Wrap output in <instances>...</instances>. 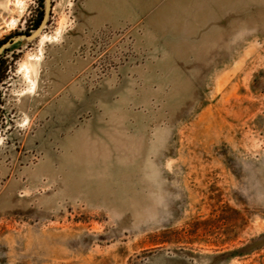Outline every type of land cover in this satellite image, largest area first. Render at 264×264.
I'll return each mask as SVG.
<instances>
[{
    "label": "rangeland",
    "instance_id": "1",
    "mask_svg": "<svg viewBox=\"0 0 264 264\" xmlns=\"http://www.w3.org/2000/svg\"><path fill=\"white\" fill-rule=\"evenodd\" d=\"M20 1L0 264H264V0Z\"/></svg>",
    "mask_w": 264,
    "mask_h": 264
},
{
    "label": "water",
    "instance_id": "2",
    "mask_svg": "<svg viewBox=\"0 0 264 264\" xmlns=\"http://www.w3.org/2000/svg\"><path fill=\"white\" fill-rule=\"evenodd\" d=\"M51 11H52V0H45V13H44L43 20L40 26L31 35H28L25 37L26 41L34 42L42 35V33L44 32L45 28L48 25ZM15 42L16 40L7 42L5 45H3L0 48V56L8 47L12 46Z\"/></svg>",
    "mask_w": 264,
    "mask_h": 264
},
{
    "label": "trees",
    "instance_id": "3",
    "mask_svg": "<svg viewBox=\"0 0 264 264\" xmlns=\"http://www.w3.org/2000/svg\"><path fill=\"white\" fill-rule=\"evenodd\" d=\"M43 17H44V16H42V17L40 18V20L38 21V23H37V25H36V28H38V27L40 26V24H41V22H42V20H43Z\"/></svg>",
    "mask_w": 264,
    "mask_h": 264
},
{
    "label": "bare ground",
    "instance_id": "4",
    "mask_svg": "<svg viewBox=\"0 0 264 264\" xmlns=\"http://www.w3.org/2000/svg\"><path fill=\"white\" fill-rule=\"evenodd\" d=\"M17 2H18V4H19V6L18 7H20V10L22 9V2L20 1V0H17ZM24 69V68H23Z\"/></svg>",
    "mask_w": 264,
    "mask_h": 264
}]
</instances>
